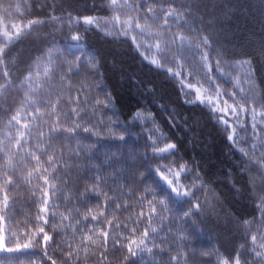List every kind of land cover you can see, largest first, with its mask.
Wrapping results in <instances>:
<instances>
[{
  "label": "trees",
  "instance_id": "trees-1",
  "mask_svg": "<svg viewBox=\"0 0 264 264\" xmlns=\"http://www.w3.org/2000/svg\"><path fill=\"white\" fill-rule=\"evenodd\" d=\"M12 22L19 38L0 34V237L29 247L0 264H264V0H0V26ZM173 170L190 195L160 178Z\"/></svg>",
  "mask_w": 264,
  "mask_h": 264
},
{
  "label": "snow or ice",
  "instance_id": "snow-or-ice-1",
  "mask_svg": "<svg viewBox=\"0 0 264 264\" xmlns=\"http://www.w3.org/2000/svg\"><path fill=\"white\" fill-rule=\"evenodd\" d=\"M116 3H117V0H112V4L113 5H116ZM145 11L147 13H152L153 12V9L152 8H147ZM175 15L176 14L173 11L165 10V13H164V25L165 26H168V19H167V17H169V16H173L174 17ZM83 22L86 23V24H93L94 23V20L91 17H85ZM41 23H43V21L31 20V21H28V27H30L32 25H38V24H41ZM125 23L127 24L128 29H131L132 28L131 21H126ZM135 27L137 29H140L142 33L146 31V28H141V25L139 23H136L135 24ZM20 34H21L20 33V30H17V32L15 34V36H16L17 39L19 38ZM149 34L150 35H153L154 37H160V36H162L161 33H155V34L149 33ZM123 35L129 36L130 35V31H124L123 32ZM4 36H5L7 42H11L12 39H13V37L8 32H5L4 33ZM71 39H72V44H71L70 47L71 48H75V49H80V39H81L80 36L79 35H73ZM131 39L133 40V42L136 41V37L135 36H132ZM204 43H205V45L207 44V39L206 38L204 40ZM168 44H169L168 41H164V40H161V39H156V42L154 44V47H155L156 50L161 51V52H164L165 49L168 47ZM136 47L139 48L140 45L137 44ZM3 51H4V49L0 48V53H3ZM201 51H202V57L201 58L205 62L206 68H210V65L207 63V53H204L203 50H201ZM217 63H219V62L217 61ZM44 74H45V76H47L49 74V68L48 67H45ZM5 76H7V73H5ZM231 107L234 110L236 107L243 108V105L242 104H237V105H233ZM251 111H252L253 114L255 113V109L254 108L251 109ZM15 119H16V117H13V120H15ZM9 123H11V121H9ZM69 131H72V129H69ZM83 131L87 132V131H89V129H83ZM17 144H19V140H17ZM174 147H175L174 144H169L167 146V149H172ZM167 149H162V151H166ZM159 176H160V178H162L166 182V184L170 188V191L176 197H184V196L190 195V193L188 191H180L177 186H174L173 185V181L172 180H169L168 177L165 176L163 173H159ZM4 202H5L4 203V206L7 207V196L4 197ZM194 207L199 208L200 205L197 203V204L194 205ZM183 215L184 216H189L190 215V212L189 211H186V212H184ZM40 232H43V229L42 228L40 229ZM104 235L106 236L107 233H104ZM145 235H147V232H145ZM49 239H50V237L47 236L46 234L43 236V240L45 242H47ZM256 239H257L256 236H252V240L253 241H255ZM132 244H136V241H132L129 244L128 251L131 253V255L135 256L136 255V252L133 251ZM143 244H144V241L141 240L139 242V244H137L136 246L139 248L140 245H143ZM28 247H29L28 244L20 245L19 243H17L16 248H14V249L13 248H7V247L4 246L3 241L0 240V251H6V252H9V253H12V252H26L27 249H28ZM256 255L257 256H264V253L257 252ZM234 264H241V261H240L239 257H237L235 259Z\"/></svg>",
  "mask_w": 264,
  "mask_h": 264
},
{
  "label": "rangeland",
  "instance_id": "rangeland-1",
  "mask_svg": "<svg viewBox=\"0 0 264 264\" xmlns=\"http://www.w3.org/2000/svg\"><path fill=\"white\" fill-rule=\"evenodd\" d=\"M0 27H2L1 29H0V34H2L3 36H4V33L5 32H8L11 36H15V34H16V32H17V30H19V29H21L23 26L22 25H19V24H17V23H10V28H11V30L10 31H6L5 29H4V26L2 25V26H0ZM5 37V36H4ZM178 76H181V73L180 72H178V74H177ZM190 90H192V93L195 95V98H198V99H208V100H210V101H213L215 104H219V100L217 99V97H216V95L215 94H212V95H210V94H207L206 93V89H205V87H203V86H200V85H198V84H196V83H188V85L187 84H185ZM234 105V103L233 104H229V106L227 105V107H222V110H221V112L222 113H224V118H226L225 119V121L230 125V126H234V124H235V122H237V121H239V120H241L242 118H240V113L243 111V109L241 108V109H238L237 107L233 110V108L231 107V106H233ZM179 175V173H178V171L177 170H173L172 172H171V174H170V176H168V179L169 180H172L173 181V185L174 186H177V185H175V183H174V181H176V180H174L176 177H178V175ZM2 238H3V236H1L0 237V240H2Z\"/></svg>",
  "mask_w": 264,
  "mask_h": 264
},
{
  "label": "bare ground",
  "instance_id": "bare-ground-1",
  "mask_svg": "<svg viewBox=\"0 0 264 264\" xmlns=\"http://www.w3.org/2000/svg\"><path fill=\"white\" fill-rule=\"evenodd\" d=\"M183 85V84H182ZM184 87V86H183Z\"/></svg>",
  "mask_w": 264,
  "mask_h": 264
}]
</instances>
